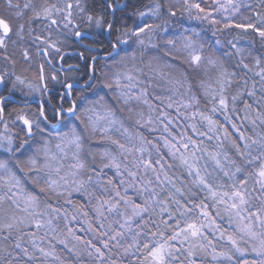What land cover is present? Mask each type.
<instances>
[{"label":"snow or ice","instance_id":"6c2138e0","mask_svg":"<svg viewBox=\"0 0 264 264\" xmlns=\"http://www.w3.org/2000/svg\"><path fill=\"white\" fill-rule=\"evenodd\" d=\"M0 264H264V0H0Z\"/></svg>","mask_w":264,"mask_h":264}]
</instances>
